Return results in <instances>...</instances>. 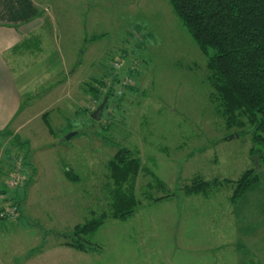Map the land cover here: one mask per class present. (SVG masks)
Instances as JSON below:
<instances>
[{
    "label": "rangeland",
    "instance_id": "obj_1",
    "mask_svg": "<svg viewBox=\"0 0 264 264\" xmlns=\"http://www.w3.org/2000/svg\"><path fill=\"white\" fill-rule=\"evenodd\" d=\"M35 2L42 29L11 60L22 110L0 129V264H264V157L245 118L219 114L169 0ZM123 148L141 162L122 185L138 204L116 220L108 163ZM247 170L262 180L232 204L227 181ZM192 180L208 186L186 192ZM12 202L20 212L1 219ZM102 217L94 250L64 245Z\"/></svg>",
    "mask_w": 264,
    "mask_h": 264
},
{
    "label": "trees",
    "instance_id": "obj_2",
    "mask_svg": "<svg viewBox=\"0 0 264 264\" xmlns=\"http://www.w3.org/2000/svg\"><path fill=\"white\" fill-rule=\"evenodd\" d=\"M169 3L201 54L206 57V66L211 75L208 81L215 92V100L220 104L219 114L230 119L228 123H232L239 114L245 118L252 128L249 131L251 151L264 157L261 154V148L264 149V0H169ZM27 43L23 42L14 50L28 49ZM113 83L114 79L109 83L110 88L114 86ZM95 95L98 97V94ZM109 95L106 92L103 97L108 100ZM237 124L244 126L242 121ZM140 164V160L125 148L117 151L108 163L118 186L112 191L111 217L116 220L128 219L135 213L138 203L132 191L126 193L122 185L130 180L133 182ZM17 170L21 171V168L16 165L4 174L11 177ZM261 180L262 177L255 170H247L238 180L227 181L233 186L232 204L249 185ZM196 182L192 180L191 186H186V192H201L208 186L206 182ZM2 195H6L5 190L0 191ZM12 204V208L1 211V219L18 215L19 204ZM103 220L104 217L76 225L71 240L64 245L81 252L94 250L87 238L103 224ZM249 264L254 263L250 261Z\"/></svg>",
    "mask_w": 264,
    "mask_h": 264
},
{
    "label": "crops",
    "instance_id": "obj_3",
    "mask_svg": "<svg viewBox=\"0 0 264 264\" xmlns=\"http://www.w3.org/2000/svg\"><path fill=\"white\" fill-rule=\"evenodd\" d=\"M39 20L35 0H0V129L11 124L22 110L11 60H20L25 51L14 49L42 29ZM96 39L97 35L90 38Z\"/></svg>",
    "mask_w": 264,
    "mask_h": 264
},
{
    "label": "water",
    "instance_id": "obj_4",
    "mask_svg": "<svg viewBox=\"0 0 264 264\" xmlns=\"http://www.w3.org/2000/svg\"><path fill=\"white\" fill-rule=\"evenodd\" d=\"M106 102H107V98H105L103 100V102L95 109L94 112H92L91 114V118L95 121L99 120L100 119V116L102 114V111L106 105ZM71 137V136H70ZM70 137L68 139H70ZM255 164H256V168H257V163H256V158H255Z\"/></svg>",
    "mask_w": 264,
    "mask_h": 264
}]
</instances>
